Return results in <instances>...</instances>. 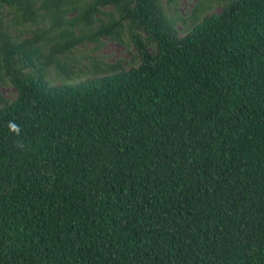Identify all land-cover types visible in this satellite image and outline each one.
Returning a JSON list of instances; mask_svg holds the SVG:
<instances>
[{
    "label": "trees",
    "instance_id": "16d2710c",
    "mask_svg": "<svg viewBox=\"0 0 264 264\" xmlns=\"http://www.w3.org/2000/svg\"><path fill=\"white\" fill-rule=\"evenodd\" d=\"M3 7L0 264H264V0L195 5L184 34L161 0ZM125 33L137 64L76 67Z\"/></svg>",
    "mask_w": 264,
    "mask_h": 264
},
{
    "label": "rangeland",
    "instance_id": "374dc122",
    "mask_svg": "<svg viewBox=\"0 0 264 264\" xmlns=\"http://www.w3.org/2000/svg\"><path fill=\"white\" fill-rule=\"evenodd\" d=\"M164 4L165 11L169 18L173 20L174 28L179 34H184L190 26L192 17L191 12L193 7L197 5L198 11H195L196 15H208L210 13L220 12L227 0H161ZM106 9H111L107 7ZM13 17L12 9L9 7L0 8V20L3 23H9ZM6 29L11 35H14L18 39L30 36V30L34 29V25L20 24L14 27H1ZM126 34V33H125ZM143 35H145L143 33ZM125 43L118 42L110 38H102L98 43L87 42L85 44L78 45L76 50L74 49L73 56L76 57V67L84 69L91 67L92 59L95 57L99 64H120L121 67H130L137 64L139 61V54L135 49L132 42L129 40L127 34L124 39ZM147 48L152 50L154 48V42L151 41ZM43 51H46V45L42 44ZM24 71H30V68L24 67ZM45 78L48 82L59 83H71L73 79H65L57 76V70L54 67L48 68L45 73ZM0 96L13 100L17 96V91L10 84V82L4 78L0 80ZM1 103V101H0Z\"/></svg>",
    "mask_w": 264,
    "mask_h": 264
},
{
    "label": "clouds",
    "instance_id": "9594fccd",
    "mask_svg": "<svg viewBox=\"0 0 264 264\" xmlns=\"http://www.w3.org/2000/svg\"><path fill=\"white\" fill-rule=\"evenodd\" d=\"M9 128H10V130H11L12 132H14L17 136L20 135L21 129H20V127H19L16 123L10 121V122H9ZM21 147H22V145H21Z\"/></svg>",
    "mask_w": 264,
    "mask_h": 264
}]
</instances>
